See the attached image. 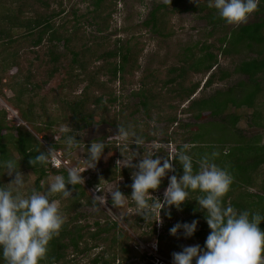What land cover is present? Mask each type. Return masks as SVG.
Masks as SVG:
<instances>
[{
	"label": "rangeland",
	"instance_id": "rangeland-1",
	"mask_svg": "<svg viewBox=\"0 0 264 264\" xmlns=\"http://www.w3.org/2000/svg\"><path fill=\"white\" fill-rule=\"evenodd\" d=\"M45 1L47 6H42L39 2H36V8H39L40 12L54 15L52 21L55 27L56 25L64 24L66 34L72 32L75 28H80V32H82L80 39H82L76 44L78 47L81 46L83 48L84 45L92 46L99 43L105 50H116L119 47H126L128 42L133 41V45L137 46L136 48L142 49L139 54L137 68L133 74L126 76L124 82L120 79L110 81V76H103L102 81H107L108 83V92L104 95L100 91L97 92V95L102 97V104L107 108L108 119L113 120L125 117V120L132 123L133 128L139 127L146 134L147 137L142 139L143 143L140 145L134 144L132 140L123 141L117 136L119 133L118 124L92 122L88 126L78 129L72 123V120L69 119L71 114L66 117L61 116L62 110H67L65 105L79 96L85 86V82L76 86L73 91L67 89L66 92L65 89L64 91L68 94V99H65L66 104L62 103L64 106L53 104L51 110L46 114H41L42 118L39 116V120L29 122L24 121L21 117L19 109L13 105L11 99L15 97L19 88L18 83L22 78L26 79L31 72L35 79L32 78L31 84L27 88L29 90L35 87L37 94L43 97L60 93L61 87L66 83L71 59L68 51L64 49L63 41L61 43L51 42L47 40V35H44L43 41L36 47L29 44L20 46L19 59L16 63H11L10 68H5L4 70V66H0V78L2 77L0 109L6 111L9 124L13 123L17 126L21 124L41 141L42 149L51 150V153H59L61 159L68 162L66 167L53 166L54 169L62 168L68 171L71 168L78 167L82 170L85 167V159L87 158L84 145L88 143L103 140L105 144L110 142L111 146L116 145L118 147V149L116 148L117 152L103 155L94 169H86L81 173L84 178V184L80 185L85 189L90 199L101 195L102 199H106V203H86L85 200L77 202L73 198L74 192L72 190L71 197L63 198L61 194H56L51 198L61 209L68 229L75 230L74 226L80 224L90 231H96L98 227L111 226L114 222L117 223V226L113 227L112 230L104 232L101 239L96 241L88 240L89 244L95 246V248H90V250L82 253H76L73 250V247L70 246V236L65 234L62 238V242L67 244L65 255L70 264H92V259L95 256H107L109 252L112 253V239L119 233L125 242L124 247L131 251L130 263L155 264L154 262L158 257L159 260L163 261V264H172L173 253L180 252L187 246L200 245L203 239L202 236L207 235L206 227L208 225L205 216L202 217V215L198 214V217L194 219L198 221L197 229L189 238L184 236L182 229L178 231L176 236H172L170 229L177 223H191L193 220L190 217L197 213L196 211L193 213V211H186L181 209V207L180 209L175 206L165 207L160 212L159 221L158 211L153 208L150 215L146 216L144 220H139V217L143 216L142 213L135 202L132 201L131 194L125 193L127 190L132 192L130 184L133 183V173L137 171L134 166L130 165H135L140 161L143 154L146 155L153 150H156V155L166 159L171 158L178 152V146L187 145L189 148L195 146L193 148L195 150L194 154L199 152L202 158L213 152L219 153L223 149H227L225 148L226 146L229 148L235 143L229 140L221 147L220 144L214 141L213 137L215 136L216 140L218 138L225 140L224 136L227 134L218 130H210L209 135L205 134L203 140L199 139L196 144H193L190 139L191 135L198 130L200 124L205 127H208L209 123L213 124L215 122L227 125V121H229L227 116L236 114L239 111L238 109H227L221 115L222 118L215 117L207 111L202 119H196L194 113L186 109L193 100L208 98L218 91H227L239 81H249L248 76L237 72L236 68L246 58L264 55V47L255 46L253 50H248L244 45L239 46L238 51L231 50L229 53H225L220 48L221 42L219 39L222 37L229 38L228 36L231 32L238 30L241 25L255 21L258 15L251 14L239 26L229 25L226 22L211 24L204 18V15L209 11L208 9L202 11L198 8L195 10L182 4L179 9L172 10L169 15L167 26L170 27L173 34L168 37H162L153 33L146 22L150 17L151 10L154 9L157 3H165L168 0H113L112 3L105 1L102 5L103 14L99 19H95L94 13H92L95 0ZM191 1L194 5L196 4L193 0ZM200 3L209 5V0H198V4ZM168 9L170 10V8ZM262 16L263 13L258 18ZM203 44L211 46L210 51L217 57L216 65L209 72L198 71L185 75L182 67H185L186 49L193 47L192 49L198 53V48L202 47ZM222 47L227 48L228 43L223 44ZM52 53L59 57L58 63H56L58 68L55 72H53L52 67L54 63L49 61ZM115 60L117 59L112 61ZM102 62L103 60H99L93 63V66H98ZM223 72L229 73V76L221 78ZM211 73L214 74L213 82L207 87L205 82ZM181 75L184 76L182 77ZM37 82L39 85L36 84ZM179 83H183L182 86L187 89L193 90V87L197 85L199 87L194 93L191 94V90L187 95L179 87ZM143 88L148 93L156 94L155 103H157V106H151L150 111H145L140 104L139 92ZM25 104L26 102L23 101V105ZM250 112L251 109L248 108L243 113V116H249ZM169 117L174 119L170 120ZM57 120L63 122L53 123V121ZM134 121H136L135 124H133ZM65 128H70L67 134L62 132ZM238 129L243 136L248 138L254 135H261L262 143H264V129L256 126L249 127L245 119L239 123L236 130L235 128H230L233 131L232 133H239ZM53 131L55 132L53 133ZM66 135L77 136V140L81 142V148L69 152L65 145ZM231 139H234V137ZM57 142L61 145L60 151H55L51 147L53 143ZM211 147H216V149H211ZM12 152L14 157L17 158L19 156L15 150ZM125 164L129 166H125ZM173 168H176L175 160L173 161ZM108 169H115L118 175H120L122 170L127 171L131 180H129L130 184H128L126 178L120 177L113 178L108 176L107 178L98 179L103 177V174ZM17 170L24 176L25 187L23 192L26 196L30 195L34 190L41 193L45 192L49 183L56 176L62 175V173L47 172V177L44 178L40 184L41 187L37 190L36 172L21 164L17 166ZM0 173L1 187L11 188L12 185L9 183L15 178V173L9 176L5 168ZM172 175H175L174 171L168 172L162 179L159 188L150 190L152 197H148L149 205H152L155 199L163 200V193L168 186V178ZM92 179H94V184L89 185L88 182ZM233 182L235 181L233 180ZM237 186L233 201L243 202L247 199V195L250 192H256V188H245L244 185L239 186L236 183ZM117 187L119 191L121 189L125 190L121 191L126 196L125 203L121 207L112 206L109 194ZM190 195L191 193H189ZM191 201H194L193 197H191ZM226 201L229 202L230 198L226 199ZM240 209H242V206L238 211ZM167 212L172 213L173 216L169 217L166 214ZM154 228H156L155 234L152 233ZM159 235L163 236V238L158 239ZM122 263L125 264V262ZM122 263L120 262V264ZM116 264H119V262Z\"/></svg>",
	"mask_w": 264,
	"mask_h": 264
},
{
	"label": "trees",
	"instance_id": "trees-1",
	"mask_svg": "<svg viewBox=\"0 0 264 264\" xmlns=\"http://www.w3.org/2000/svg\"><path fill=\"white\" fill-rule=\"evenodd\" d=\"M105 1L112 3L113 0L94 1L92 13H94L93 16H95V19H99L103 14L102 5ZM36 2H39L42 6H47L45 0H0V66H4V70L5 68H10L9 66H11V63H16L19 59L18 53L20 46L29 44L36 47L41 44L44 35H47V40L51 42L61 43V41H63L64 49L68 51L71 60L68 69V79H66V83L61 87V92L58 94L43 97L37 94L38 92L34 89L35 87L28 90L27 87L30 86V81H32V78L35 79V77L31 75V72L27 75L26 79L22 78V80L19 81L18 91L11 101L13 105L19 109L20 115L24 121L35 122L39 120V116L42 118L41 114H46L51 110L53 104L64 106V104H66L65 99H68V94H66L67 89L73 91L76 86L85 82V86L79 96L76 97L74 101L65 105L67 110H62V113H60L62 117L71 114L69 119L72 120V123H74L78 129L88 126L92 122L118 124L119 128H131V130L135 131L137 137L145 139L147 137L146 134L143 133L139 127L133 128L132 123L125 120V117L113 120L108 119L107 108L101 102L102 97L101 95H97L98 91L103 95L108 92V83L107 81H102L103 76H110V81L120 79L124 82L126 76L133 74L137 68L139 54L142 52V49L136 48L137 46L133 45V41L128 42L126 47H119L116 50H105L99 43L92 46L84 45L83 48L81 46L78 47L76 44L82 39H80L82 33L80 32V28H75L72 32L66 34L64 31V24L60 26L56 25L55 27L52 21L54 15L47 12H40L39 8H36ZM182 4H185L187 8L195 10L198 8L202 11L208 9L209 11L204 15V18L211 24L225 22L219 18L215 9H211L206 3L194 5L191 0H168L165 3H157L156 6H154L146 22L147 26H150L152 32L159 36L168 37L172 35L173 32L170 30V27L167 26L169 15L172 10L179 9ZM168 8H170V10ZM262 13L263 16L258 18ZM254 14L256 16L258 15L255 21L241 25L238 30L230 33L228 36L229 38L222 37L219 39L221 42L220 48L223 49L225 53H229L231 50L238 51V47L244 45L248 50H253L255 46L259 48L264 47V0H261L259 8ZM225 43H228L227 48L222 47ZM53 45L55 46V44ZM210 47L209 45L203 44L202 47L198 48V53L192 49L193 47H188L186 49L187 55L185 56L186 59H184L185 67H182L185 75H189L190 72H209L214 68L217 63V57L210 51ZM113 59L117 60L112 61ZM58 60V55L54 53L49 57V61L54 63L52 66L53 72L58 68L56 65ZM99 60H103V62L94 67L93 63ZM236 71L242 75L248 76L249 81H239L227 91H218L208 98L193 100L186 110L194 113L196 119H202L204 113L207 111L209 114L219 118H222L221 115L229 108L238 109L239 111L236 114L227 116L229 120L227 121V125L215 122L213 124L209 123L208 127H205L203 124H200L198 130L191 135L190 140L193 144H196L199 139L203 140L205 134L209 135L210 130H218L221 133L227 134L224 136L225 140L221 138L216 140V138H214L215 136L213 137L214 141L220 144L221 147L229 140L235 142L229 148L226 146L225 148L227 149L220 151L219 156L215 158L214 162L219 167L226 169L239 186L244 185L245 188H256V192L253 193L249 191L250 193L247 195V199L243 202L233 201L238 188V186L236 187V183L233 182L230 190L223 198V201L225 200L224 205H230L236 210L242 206V209L239 211L248 210L249 212H259L264 215V193H262L264 192V143H262V136L254 135L248 138L243 136L239 129V133H232L233 131L230 130V128H235L236 130L243 119H245L249 127L256 126L264 129V55L242 60L238 64ZM181 76L183 77L184 75ZM226 76H229V73L223 72L221 78ZM213 78L214 74L211 73L205 82L207 87L211 85ZM36 84L39 85L38 82ZM179 85L182 91L187 95L192 90L183 87V83H179ZM10 87L14 89L12 85H10ZM198 87V85L193 87L191 94L194 93ZM65 89L66 92L64 91ZM139 95L141 98L140 104L144 107L145 111H150L151 106L153 107L157 104L155 103V93H148L147 90L143 88L139 92ZM23 101L26 102L25 105H23ZM248 108L251 109L250 115L243 116V113L246 112ZM169 118L170 120L174 119L173 117ZM8 122L6 111L0 109V163L13 160L16 162V166L21 164L28 169L34 170L37 174V190L41 187L40 184L44 178L47 177V172L49 171L53 173H62V176L67 178L68 171L62 168H53L50 162L51 152L46 164H31L30 161L34 159L36 155L48 151L42 149L41 141L31 131L24 128L21 124L17 126L13 123L9 124ZM61 122L63 121H53V123ZM135 123L136 121H134L133 124ZM54 132L55 131H53V133ZM232 137H234V139H231ZM109 143H106L102 156L110 152H117L116 148L118 149V147H116V145L111 146ZM85 146H90V143ZM184 146H178V151H182ZM51 147L55 151H60L61 145L57 142L53 143ZM193 148L188 147L189 151L187 154L191 155L193 158L194 171H198L199 164L197 160L199 161L201 159V153L196 152L194 154L195 150H193ZM211 149L215 150L216 147H211ZM13 150L19 154L17 158L14 157ZM225 153L227 154L225 155ZM175 162L176 168L174 169V174L179 178L183 174V170L181 165L177 161ZM3 168L4 167L0 166V172ZM108 176H112L113 178H126V181L130 184L127 171L122 170L120 175H118L115 169H108L106 173L103 174V177L98 179L107 178ZM93 181L94 179L90 180L88 182L89 185H93ZM1 186L2 181L0 180V188H2ZM66 187L74 192L73 198L77 202L80 200H85L86 203L93 202V199H90L85 189L80 184L76 186L67 185ZM121 191L125 190L121 189ZM125 193L130 195L131 191L127 190ZM190 193L191 195L188 196L189 201H185L181 205V209H185L186 211L190 210L193 211V213L195 211L197 212L191 215V220L196 219L198 214L204 217V211L199 210L198 204L195 201V199L202 194L199 192ZM191 197L194 198L193 202L191 201ZM228 198H230L229 202L226 201ZM166 214L169 217L173 216V214L169 212ZM145 218L146 217L141 216L139 220H144ZM116 226L117 223L114 222L111 226L98 227L96 231H90L80 224L74 226L76 228L75 230L68 229L67 223H64L59 235L55 236L50 241L46 258L42 260L40 264H70L65 255L67 244L62 242V238L65 234L70 236V246L73 247V250L76 253H82L90 250V248H95V246L89 244L88 240H99L102 238L104 232H109ZM259 227L261 231H264V221H261ZM84 229L85 231L83 232ZM155 232L156 228L153 229L152 233L155 234ZM206 232L207 235L202 236L203 239L200 242L201 247L204 246L206 238L210 233L208 226L206 227ZM160 238H163V236L159 235L158 239ZM112 243V253L108 251L109 253L107 256H95L92 259V264H116L117 262H119V264L120 262L132 264L129 262L131 251L124 247L125 242L122 239V235L119 233L115 235L112 239ZM194 263L195 261H193V264ZM0 264H5L2 256H0Z\"/></svg>",
	"mask_w": 264,
	"mask_h": 264
},
{
	"label": "clouds",
	"instance_id": "clouds-1",
	"mask_svg": "<svg viewBox=\"0 0 264 264\" xmlns=\"http://www.w3.org/2000/svg\"><path fill=\"white\" fill-rule=\"evenodd\" d=\"M193 2L198 5V0ZM260 3L261 0H209V7L214 8L219 18L227 24L239 26L258 10ZM69 131L70 128L62 130L65 134ZM117 136L123 141L132 140L136 145L143 143L131 128L120 127ZM76 137L66 135L65 145L69 152L81 148V142ZM105 147L103 141L91 142L88 147L84 145L87 158L82 170L71 168L67 178L58 175L45 192L34 190L27 196L23 192L25 179L17 170L16 162L8 160L0 163L9 176L15 173V178L9 183L12 187L0 188V256L5 264H40L46 258L50 241L59 235L65 223V217L58 204L51 199L52 196L61 194L63 198L71 197L72 191L66 186L84 184L81 173L96 167ZM188 151L185 145L182 151L164 159L153 150L143 154L135 165H130L137 169L132 176L130 197L144 217L150 215L154 208L158 211L160 221V212L165 207L180 209L185 201H189L190 192L202 194L195 201L199 210L205 213L210 233L203 247L187 246L173 253L172 264H193V261L195 264H264V231L259 227L264 215L248 210L238 211L230 205H224L223 198L230 190L233 176L214 162L219 156L218 152L202 157L198 161L199 170L194 171L193 158L187 154ZM50 152L36 155L30 161L31 164H46ZM174 160L181 165L183 174L179 178L170 176L163 200L155 199L149 205L148 197H152L150 190L158 189L166 174L174 171ZM65 161L59 153L52 152L50 162L54 167H66L68 162ZM109 194L112 206L124 205L126 196L118 187ZM97 202L104 204L106 199H102L101 195L94 196L93 203ZM197 224L196 220L177 223L170 229V234L176 236L182 229L184 236L189 238L195 233ZM154 263L158 264V261Z\"/></svg>",
	"mask_w": 264,
	"mask_h": 264
},
{
	"label": "built area",
	"instance_id": "built-area-1",
	"mask_svg": "<svg viewBox=\"0 0 264 264\" xmlns=\"http://www.w3.org/2000/svg\"><path fill=\"white\" fill-rule=\"evenodd\" d=\"M67 161H65V163H66ZM157 261H158V264H163V261L162 260H159V258L157 257V259H156ZM195 264V263H194Z\"/></svg>",
	"mask_w": 264,
	"mask_h": 264
}]
</instances>
